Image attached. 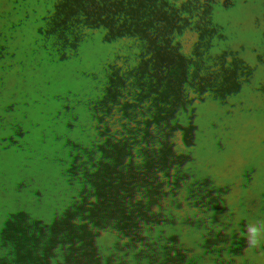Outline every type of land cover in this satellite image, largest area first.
I'll return each instance as SVG.
<instances>
[{
    "label": "rangeland",
    "instance_id": "rangeland-1",
    "mask_svg": "<svg viewBox=\"0 0 264 264\" xmlns=\"http://www.w3.org/2000/svg\"><path fill=\"white\" fill-rule=\"evenodd\" d=\"M26 1L12 0L26 15L19 42L12 47L13 56L22 61L19 67L34 83L10 86L11 71L9 82L0 83V92L5 91L0 96V121L20 138L19 151L0 160V257L19 254L26 232L30 241L26 254L12 258V264H103L94 250L114 231L106 222L114 220L113 209L122 207L129 190L104 185L90 173L73 200L65 195L62 180L65 175L79 176L85 158L101 149L109 122L139 119L146 109L132 92L150 84L159 71L160 78L177 72L194 81L185 93L193 110L211 107L217 97H231L228 123L212 131L210 140L235 156L237 170L247 168L248 190L237 196L240 208L221 206L215 215L205 211L202 219L190 224L191 212L175 206L150 170L145 169L141 185L149 189L145 199H152L153 193L163 196L158 201L161 215L168 216L163 226L172 228L179 222L182 228L184 238L175 241L179 250L173 253L178 264H225L211 240L229 215L264 204V171L254 172L250 162L260 158L257 153L264 157V0H106L107 11L119 18L118 26L103 49H94L100 57L96 61L66 53L72 49L64 38L70 21L85 15L90 5L60 0L56 8L50 6H56L57 0H33L31 6ZM35 6L37 13L41 8L40 28L29 16ZM87 63L103 68L104 83L115 89L113 100L121 94L119 106H101L79 90L76 67ZM34 94L47 99L50 108L42 112L37 125L25 111ZM176 101L173 94L159 105L171 123L165 131L167 167L178 159ZM8 106L10 114L4 115ZM246 134L257 137L254 145H246ZM80 144L86 147L77 153ZM259 163L264 169V158ZM17 172L27 181L21 190L13 188ZM120 213L127 214L124 209ZM122 222H128L125 216ZM242 264H264V243L242 258Z\"/></svg>",
    "mask_w": 264,
    "mask_h": 264
},
{
    "label": "clouds",
    "instance_id": "clouds-1",
    "mask_svg": "<svg viewBox=\"0 0 264 264\" xmlns=\"http://www.w3.org/2000/svg\"><path fill=\"white\" fill-rule=\"evenodd\" d=\"M80 2L90 7L85 15L71 20V27L65 30V43L72 49L66 53H75L81 61L87 58L96 61L100 57L94 53V49L104 48L117 30L119 18L107 11L106 0ZM60 6V0H57L56 6L50 7ZM76 68L79 69V74L78 83H75L80 91L91 98L90 101L109 108L120 105L121 94L117 100H113L115 89L104 83L105 73L102 67L87 63L83 68ZM160 73L156 72V79H151L152 82L140 91L132 92L146 109L139 119L109 122L103 129L106 139L101 149L85 158L79 176L63 177L65 195L76 200L81 193L83 178L91 173L104 185L125 186L129 190L126 199L134 203L142 185L143 173L148 169L158 188L163 190L175 206L191 212L192 219L187 221L190 224L198 222L197 218L202 219L205 211L215 215L221 206L240 208L237 196L248 190L247 168L245 166L237 170L235 156L229 154L226 147L210 140L212 131L221 129L228 123L226 113L231 97H217L211 107L193 110L185 93L195 86L194 81L177 72H170L163 78H160ZM173 94L177 96L173 111L179 117L175 137L178 159L174 166L167 167L164 152L168 137L165 131L171 127V123L159 105L163 98H170ZM100 98L108 102H99ZM246 137V145L256 143L255 135L246 134ZM85 147L86 145L80 144L77 153ZM19 149V136L6 131L3 121H0V160L11 158ZM256 155L260 158H252L250 162L253 171L260 173L264 169L259 161L264 157L258 153ZM26 186L25 174L17 172L13 177L14 190H21ZM112 214L114 219H122L119 207L114 208ZM262 237L264 204L247 208L244 214L229 215L211 241L225 264H242V258L264 243Z\"/></svg>",
    "mask_w": 264,
    "mask_h": 264
},
{
    "label": "snow or ice",
    "instance_id": "snow-or-ice-1",
    "mask_svg": "<svg viewBox=\"0 0 264 264\" xmlns=\"http://www.w3.org/2000/svg\"><path fill=\"white\" fill-rule=\"evenodd\" d=\"M148 192L147 187H141L134 203L127 199L122 202L127 223L116 219L106 222L114 231L94 250L97 256L103 257V264H178L173 253L179 250L175 241L184 238L182 228L179 222L172 228L163 226L168 216L161 215L163 209L158 201L164 198L153 193L152 199H145ZM143 224H148L149 228H142ZM123 235L129 239L117 240ZM140 251L145 253L144 257L138 255Z\"/></svg>",
    "mask_w": 264,
    "mask_h": 264
},
{
    "label": "flooded vegetation",
    "instance_id": "flooded-vegetation-1",
    "mask_svg": "<svg viewBox=\"0 0 264 264\" xmlns=\"http://www.w3.org/2000/svg\"><path fill=\"white\" fill-rule=\"evenodd\" d=\"M39 15H40V13L35 12V13H32L30 16L32 17L33 22H35L34 24H36V27L40 28L41 23L38 21ZM7 33H8L7 30H3L2 28H0V67L2 68V71L0 72V80L4 83L9 82V78H10L9 73H10V69H11L10 67L12 64H14L16 66V69L14 70V76L15 77H14V80H11L9 82L10 86L13 87L14 85H19V83H21V82L25 83L27 86L32 85L34 83L32 81V79L30 77H27L25 72H23V69L21 67H19L21 62H22L21 59L19 57L13 56L14 51H13L12 46H14V45L11 46L9 44L8 38L5 37L7 35ZM6 68L8 70H6ZM12 87H10V89H9L10 95H11V91L14 89ZM27 90H28V88H27ZM31 90L32 89L30 88V90H28V91H31ZM3 95H5L4 90H2V92H0V96H3ZM46 102L48 103L49 101H47V99H45V98L44 99L40 98V97L37 98L35 94H34V96H32L30 98V100L28 102L29 108H26L25 111L27 113H29V115H31V116L33 115V118L35 120V125H37V121L43 117L42 112L50 109V108H48L49 106L46 105L47 104ZM3 111H4V114L9 115L10 114L9 106L6 109H4ZM0 113H1V111H0ZM35 148H36V146H35Z\"/></svg>",
    "mask_w": 264,
    "mask_h": 264
},
{
    "label": "crops",
    "instance_id": "crops-1",
    "mask_svg": "<svg viewBox=\"0 0 264 264\" xmlns=\"http://www.w3.org/2000/svg\"><path fill=\"white\" fill-rule=\"evenodd\" d=\"M28 3V5H32L33 4V0H28L26 1ZM26 3V4H27ZM18 6H16L14 3H12V0H0V28H2L3 30H7L8 33L5 37L8 38L9 40V44L12 46L14 44H17L19 42V38L21 36V28H22V22L23 20H25V16L24 13H21L19 12L18 10ZM35 10V12L37 11L36 9V6L35 8H33ZM31 9V10H33ZM39 10V13L41 16V8L38 9ZM27 11H30L29 9H27ZM35 12H32V13H35ZM30 14V13H28ZM30 16V15H29ZM11 68V69H10ZM10 71L12 72V76H11V80H14V70L16 69V66L14 64L11 65L10 67ZM6 70H8L6 68ZM2 71V68L0 67V72ZM0 83L1 84H4V82H2L0 80ZM6 115V114H4ZM2 204H0V210L2 209ZM8 210V209H7ZM2 211H6V210H2ZM27 221L25 220V224H26V227H28L27 225ZM24 241L23 242V250L21 252H19V254H14V255H11V256H3V257H0V259L3 260V264H12L14 262H12L11 260H14V259H17V257H23V255L26 254V245L30 243V241L28 240L29 238V235L26 234L25 232V235H24ZM14 258V259H12ZM0 263V264H2Z\"/></svg>",
    "mask_w": 264,
    "mask_h": 264
},
{
    "label": "water",
    "instance_id": "water-1",
    "mask_svg": "<svg viewBox=\"0 0 264 264\" xmlns=\"http://www.w3.org/2000/svg\"><path fill=\"white\" fill-rule=\"evenodd\" d=\"M119 209H120V211H122V210H123V208H122V207H120ZM121 216H122V219H121V221L123 220L124 216L127 218V214H122Z\"/></svg>",
    "mask_w": 264,
    "mask_h": 264
}]
</instances>
